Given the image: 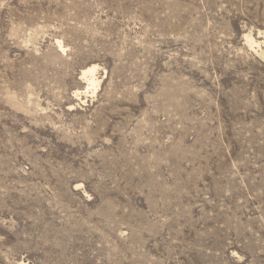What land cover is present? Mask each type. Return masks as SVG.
I'll return each instance as SVG.
<instances>
[{"label": "rangeland", "instance_id": "rangeland-1", "mask_svg": "<svg viewBox=\"0 0 264 264\" xmlns=\"http://www.w3.org/2000/svg\"><path fill=\"white\" fill-rule=\"evenodd\" d=\"M0 264H264V0H0Z\"/></svg>", "mask_w": 264, "mask_h": 264}, {"label": "bare ground", "instance_id": "bare-ground-1", "mask_svg": "<svg viewBox=\"0 0 264 264\" xmlns=\"http://www.w3.org/2000/svg\"><path fill=\"white\" fill-rule=\"evenodd\" d=\"M246 41L251 48H260L261 46V41H259L258 38H255L252 34L246 35ZM95 71L96 67L91 66L83 72V75L89 81V84L95 85L97 82L95 77Z\"/></svg>", "mask_w": 264, "mask_h": 264}]
</instances>
